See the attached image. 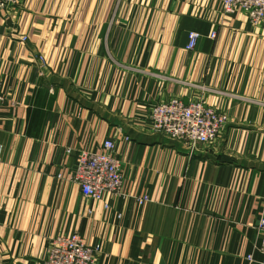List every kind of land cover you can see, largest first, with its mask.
I'll return each mask as SVG.
<instances>
[{"label": "crops", "instance_id": "0c3cea01", "mask_svg": "<svg viewBox=\"0 0 264 264\" xmlns=\"http://www.w3.org/2000/svg\"><path fill=\"white\" fill-rule=\"evenodd\" d=\"M0 88V264H44L73 232L97 264L262 263L264 21L218 0H18ZM200 97L228 115L216 142L152 129L154 103ZM109 139L122 195L96 201L72 177Z\"/></svg>", "mask_w": 264, "mask_h": 264}, {"label": "built area", "instance_id": "2783aa9c", "mask_svg": "<svg viewBox=\"0 0 264 264\" xmlns=\"http://www.w3.org/2000/svg\"><path fill=\"white\" fill-rule=\"evenodd\" d=\"M218 1L222 13L226 15L243 12L254 27L260 26L264 21V0ZM17 7L18 0H0V18H11ZM215 36L213 33L212 38ZM199 38L200 33L191 31L188 34L187 49L194 50ZM4 101L5 96L0 88V104ZM149 120L153 130L182 141L193 150L199 145L216 142L229 118L226 112L208 105L200 97L189 102L172 98L154 103L150 108ZM116 146V142L109 139L104 142L101 152L80 151L72 180L80 185L86 198L102 201L106 193L122 195L123 166L116 158ZM140 200L147 201L148 197ZM105 207L108 208L109 205L105 203ZM257 230L260 237L259 249L264 256V217L260 219ZM100 252L99 246L87 245L79 233L73 232L56 236L50 241L44 264H97ZM261 264H264V258Z\"/></svg>", "mask_w": 264, "mask_h": 264}]
</instances>
